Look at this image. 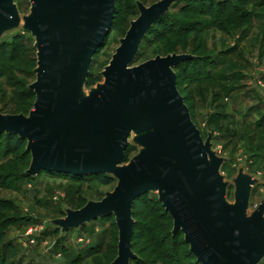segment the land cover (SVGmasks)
<instances>
[{"label":"water","instance_id":"water-1","mask_svg":"<svg viewBox=\"0 0 264 264\" xmlns=\"http://www.w3.org/2000/svg\"><path fill=\"white\" fill-rule=\"evenodd\" d=\"M176 1L137 2L140 15L105 66L104 80L88 88L116 0H30V13L23 16L15 0H0V38L22 28L37 49L36 80L29 86L33 108L28 115L0 111V134L27 140L28 175L104 173L117 180L101 200L53 220L67 231L115 215L118 255L110 264L136 258L134 204L151 191L201 264H261L264 202L249 211L258 179L241 169L229 200L231 183L221 172L226 159L212 148L211 136L204 139L178 89L175 68L191 56L157 55L135 65L149 30ZM131 138L139 152L127 162Z\"/></svg>","mask_w":264,"mask_h":264},{"label":"rangeland","instance_id":"rangeland-1","mask_svg":"<svg viewBox=\"0 0 264 264\" xmlns=\"http://www.w3.org/2000/svg\"><path fill=\"white\" fill-rule=\"evenodd\" d=\"M158 1L116 0L110 32L91 63L93 76L104 80L105 66L140 15L137 2L150 6ZM15 2L22 16L30 13V0ZM162 17L169 27L160 36L148 32L135 65L157 55L191 56L175 68L178 89L204 139L211 136L212 148L226 159L221 172L231 183L229 200L234 201V179L241 169L258 179L249 209L253 212L264 202V0H177ZM18 36L20 44H13ZM4 44L0 111L28 115L35 102L27 92L36 80L35 39L19 28L0 38V46ZM130 142L127 162L139 152L132 138ZM24 151L10 149L6 134L0 137V257L6 264H110L118 255L115 215L67 231L53 220L65 217L67 209L101 200L117 180L101 185L95 178L51 171L31 176V159ZM146 195L134 208L132 249L137 259L131 264H195L178 254L185 249L175 245L183 234L174 232L172 219L155 202L158 193ZM153 234L152 240L148 236Z\"/></svg>","mask_w":264,"mask_h":264},{"label":"trees","instance_id":"trees-1","mask_svg":"<svg viewBox=\"0 0 264 264\" xmlns=\"http://www.w3.org/2000/svg\"><path fill=\"white\" fill-rule=\"evenodd\" d=\"M214 7H215V4L213 3L212 4V6L210 5L208 8H209V10L210 11H212L213 9H214ZM117 13V11L115 10V14ZM114 14V15H115ZM236 16V15H235ZM235 16H231V18L232 17H235ZM169 26H167V23L166 22H164V17H162V18H160V19H158L155 23H154V25L152 26V28L149 30V33L150 32H154L156 35H161V34H163L162 32H166V30H167V28H168ZM20 37L18 36L17 38H15V40H14V42H13V44H20ZM105 42H106V40H105ZM104 42V43H105ZM5 45L6 44H4V45H2V46H0V52L1 51H4V48H5ZM104 46V45H103ZM102 46V47H103ZM101 47V48H102ZM100 48V49H101ZM141 48H142V44H141ZM99 49V50H100ZM99 50L97 51V52H99ZM96 52V53H97ZM137 61V60H136ZM185 63H187V61L185 60V61H183L182 62V64L181 65H185ZM3 77V70H2V68H1V65H0V79ZM100 81V76H93L91 73L89 74V76H88V83H87V87L88 88H90V87H92L93 85H95L96 83H98ZM28 95H31V96H33L34 98H36V96H35V93H34V91L33 90H31L30 88L28 89ZM3 134H6L7 135V138L9 139V147H10V149H14V150H21V149H23V148H25V154L26 155H29L30 156V159H31V153L30 152H28L27 150H26V147H27V140L26 139H23V138H21L18 134H16V133H13V132H11V133H6V132H4V133H1L0 134V137L3 135ZM131 146L132 145H129L128 146V149H127V152L128 151H130L131 149ZM127 152H126V155H127ZM127 160V159H126ZM42 171H45V170H42ZM41 171V172H42ZM51 173H53V174H58V175H64V176H71V177H73L74 179H89V178H95L97 181H98V183L99 184H101V185H110V184H112L113 182H114V178H112V177H110V176H108V175H106V174H104V173H99V174H94V175H71V174H67V173H61V172H55V171H51ZM147 196L148 195H142L141 197H139V198H137L136 199V201H135V204H134V208L136 207V204H137V202L139 201V200H143V199H146L147 198ZM155 202L156 203H158V204H160L161 205V207L162 208H164V206H163V204L158 200V199H156L155 200ZM164 210H165V208H164ZM165 214L169 217V218H171L172 219V217H171V215L165 210ZM134 215V214H133ZM164 216V215H163ZM172 221H173V219H172ZM135 226H137V223L135 222ZM135 226H134V228H135ZM178 233H180L181 235L183 234V237L182 238H180L181 239V241H179V239L177 238V240H176V243H175V245H177V246H179V248H180V246L181 247H185V249H184V251L182 252H178V254L179 255H184V256H187V258H189V260H195V264H201L200 262H198V260H197V257L195 256V254L194 253H192L191 252V250H190V245L188 244V243H186L185 242V236H184V233L182 232V231H179ZM3 234V233H2ZM134 234H136V232L134 233ZM154 234L153 235H149L148 237L149 238H151L152 237V240L154 239ZM133 237H134V235H133ZM151 240V241H152ZM132 247H133V242H132ZM158 250H160V248L158 249ZM134 259H137V257L136 258H134ZM134 259H132V260H134ZM172 259V258H171ZM131 260V261H132ZM0 262H1V264H6L5 263V260L4 259H2V257H0Z\"/></svg>","mask_w":264,"mask_h":264}]
</instances>
